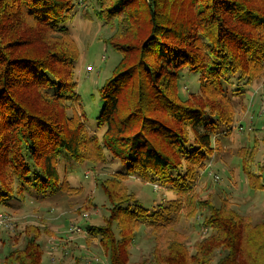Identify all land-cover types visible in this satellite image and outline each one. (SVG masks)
<instances>
[{"label":"trees","instance_id":"16d2710c","mask_svg":"<svg viewBox=\"0 0 264 264\" xmlns=\"http://www.w3.org/2000/svg\"><path fill=\"white\" fill-rule=\"evenodd\" d=\"M92 2L114 31L108 43L122 54L99 91L100 138L89 133L77 92L80 50L67 24L79 0H0V209L30 193L46 199L78 192L61 178L64 157L79 164L110 157L125 171L100 181L110 216L85 237L99 239L109 264H264V221L240 214L229 199H201L195 188L217 137L234 131L235 99L244 94L238 85L248 89L264 77V0ZM184 70L200 83L186 99ZM258 153L257 144L238 152L248 186L264 191V173L252 168ZM130 177L175 198L146 209L126 187ZM181 217L199 219L209 236L187 245L176 227ZM142 225L154 248L132 263ZM52 233L28 225L3 264H44L42 239Z\"/></svg>","mask_w":264,"mask_h":264},{"label":"rangeland","instance_id":"374dc122","mask_svg":"<svg viewBox=\"0 0 264 264\" xmlns=\"http://www.w3.org/2000/svg\"><path fill=\"white\" fill-rule=\"evenodd\" d=\"M94 7L92 0H79V5L67 26L73 32L80 50L75 77L77 92L82 98L83 108L87 114V128L91 135L98 133L100 138L101 130L96 127L97 117L103 108L99 91L113 76L115 68L122 60V54L108 43L107 40L114 31L97 18ZM238 86L244 94L235 99L237 113L234 131L229 135L221 134L217 137L221 142L216 144L217 150L208 160L206 170L195 188L201 199H212L217 204H220L222 199H229L236 211L250 216L258 223L264 221V191L253 190L248 186L246 175L240 166L238 152L243 147L257 144L259 153L252 168L255 173H264V119L261 117L264 113V77L248 89L246 87L243 90L244 87L240 84ZM234 87L229 86L228 91L237 89ZM179 88L181 97L185 99L192 93H198L200 88L198 75L184 70ZM246 105L249 106L248 110L245 108ZM251 129L254 131L251 132ZM64 158L59 165L61 178L67 179L78 192L46 199L30 193L24 200L13 199L8 207L1 208V212L12 218L13 229L5 230L0 227V264H3L2 260L7 250L22 245L23 237L20 234L31 224L40 225L53 232L42 239L45 251L44 264H52V259L55 260L54 264H86L88 260L94 259L93 264H109L108 258L98 244L99 239L91 238L90 242L86 240L85 237L88 235L86 229L103 225L104 219L110 216L111 203L100 186V181L116 172H124L125 168L119 161L110 157L107 162L100 164L88 162L79 164ZM214 175L218 177L215 182ZM125 185L139 203L149 210L160 204H167L175 198L172 191L156 188L153 184L144 183L136 177H130ZM73 225L82 227V230L79 228L80 233L77 232L78 229L76 231L79 234H69ZM176 227L185 238V243L191 247L196 241L210 234L207 229L201 228L199 219L181 217ZM151 235L147 225L139 228L136 241L131 248L132 263L150 256L154 248ZM64 248L69 250L66 256Z\"/></svg>","mask_w":264,"mask_h":264},{"label":"built area","instance_id":"2783aa9c","mask_svg":"<svg viewBox=\"0 0 264 264\" xmlns=\"http://www.w3.org/2000/svg\"><path fill=\"white\" fill-rule=\"evenodd\" d=\"M215 178L218 180V177H215ZM0 227L6 228V229H13L12 218L10 216L0 214Z\"/></svg>","mask_w":264,"mask_h":264}]
</instances>
